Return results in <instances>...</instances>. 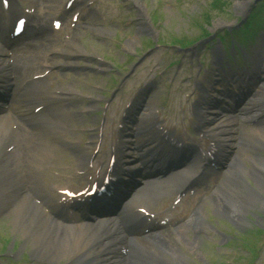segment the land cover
<instances>
[{"label":"rangeland","instance_id":"rangeland-1","mask_svg":"<svg viewBox=\"0 0 264 264\" xmlns=\"http://www.w3.org/2000/svg\"><path fill=\"white\" fill-rule=\"evenodd\" d=\"M61 1L62 0H43L37 2V6H39L42 2L43 7L46 6V9L51 8L48 11L46 10L43 17H55L57 15L58 4ZM88 1L89 0H82L81 2L85 4ZM136 1L144 7L143 9L145 11V18L143 22L146 25V31L141 33L138 32L140 16L138 15L139 9H136L135 6ZM252 1L253 0H110V2H100L96 6H87L84 14H82L80 25L76 27L74 34L70 37H73L75 41L83 44L86 48L94 45L100 50V52L111 56L109 58L111 60L113 59L112 62H114L117 66H122L124 71H128L132 68L133 64L142 53L149 51L148 54L141 60L139 65L132 70V73L128 76V78L122 82H118V85L125 83L126 81H128L127 86L135 83L139 74H145L146 70L155 64H158L156 66L158 69L162 68L161 71H163L166 67L168 70L164 71L162 73V77L159 78L160 82L156 85L157 89L153 88L151 90L153 93L150 94V98L154 99L158 93L160 95L168 93L164 91L169 90L171 86H168V84H166L167 82L170 81V83L172 82L171 84H175L172 86L173 88L185 80L188 73L192 72L195 74L197 68L196 61L192 62V59L188 63H191L192 67L187 66L186 63L188 60L185 56L187 57L188 54L181 56L183 58L180 59L179 54L174 53V49H155L154 45L157 44L158 40L163 43H160L161 45L168 46L169 44L167 43L174 42L176 39L182 42L204 39L200 43V48L202 49L197 51V54L202 56V51L211 46H207V43H209L218 34L225 33L227 29H239L243 26V23L238 25V20L241 16L244 17L247 14V10L250 8ZM238 2L244 4V8L242 10L237 9L236 4ZM262 3H264V0H256V4L259 5ZM210 9L212 10L210 11ZM208 11L212 12L214 16H211ZM88 27H91L93 32L88 31L86 29ZM101 29H103L104 32H107L111 39L116 38L118 40V44L112 46L107 40L97 39L95 37V33ZM243 30L244 28H242L239 36L242 35ZM206 37H210L208 38L209 40H205ZM133 39H136L133 49L128 50L125 45L129 40ZM151 41L153 44H151ZM254 42H257V38ZM260 48L264 49V43L260 44ZM50 49L51 46L46 45L41 48L37 54L40 53L45 55L50 51ZM256 49L257 43L252 45V50L254 51ZM212 50L214 52V49ZM37 54L34 57H31L32 62L29 64L30 68L40 60L41 56ZM19 55L21 56L22 54ZM24 55H26L24 58L29 56V54L26 53ZM15 56H17V54L14 53L13 57L15 58ZM177 59L184 62L182 64L183 71L176 69ZM23 62L17 61L15 63L16 66H18ZM168 63H171V65L169 66ZM75 74L77 75L76 77L62 78L57 80L56 84L64 85L66 83H70V85L75 88L78 85L82 86V84H84L87 80L88 82H93L94 84H102L105 82V84L112 87L113 85L106 80L117 81L116 77H113L112 74L107 76L109 75L108 73H106L107 75H91L82 71L75 72ZM62 75L64 76V72ZM86 90H88V88L84 87V91ZM262 128H264V126H262ZM230 131L232 132V129H230ZM243 132L249 134L250 129L244 128L239 134V139ZM236 158L243 162V171L246 173V171L252 168V164L257 167L262 166L261 162H264V149L261 148L260 150L251 152L244 149L240 150L239 148ZM39 160L40 159L37 161ZM60 160L61 159H58L47 167L41 168V170L45 169L43 172H46V169L49 166H58ZM28 162L26 163V166ZM38 164L39 163H37L36 168L39 166ZM31 168H35V160L34 166L32 165ZM245 180L250 186H252L251 180L247 175L245 176ZM234 191L235 189L231 186L230 192L233 193ZM261 195L264 198V194L261 193ZM234 197V200L237 202L238 197ZM203 206L204 207L202 209L198 208L196 213H199L201 217H204V219L208 221V227L207 230L205 229L206 231H204L203 234L198 236V246L195 250H188L185 246H182V252L187 264H207L209 263V260H215L217 257H220L221 253L224 251L230 252L236 250L235 247L237 245L235 240L239 242V239L234 237L236 233L241 235L240 239L244 236L243 240L247 243H249L248 239L250 238L255 241L256 236L261 237L254 242L257 246L256 248L259 254V258L256 260V263L260 262L264 264V235L258 233L259 229L264 230V209H259L260 206L257 204L256 208L246 211L243 214L241 221L236 224L230 219L225 218V216L215 213L210 200L204 203ZM8 213L5 212L2 214L0 220V254H12L13 259L11 260L12 263L10 262L11 264H29V260L31 261L35 258L31 257L33 256L31 254V247L24 246L23 242H25V238L23 234H17L12 227V218L15 216L16 211L6 216ZM25 221H27V218ZM210 227L212 229H210ZM218 231L225 233V236H232V239L229 237L224 238L225 236L221 237L218 234ZM234 231H236V233H234ZM192 235L193 234L191 232L186 233L188 240L193 239ZM28 239L29 235L26 236L27 241H29ZM144 242L145 241H141V243ZM236 251L238 254L241 252V250ZM26 257L28 261L24 260ZM230 258L231 257L229 256L228 259ZM0 264L3 263L0 262Z\"/></svg>","mask_w":264,"mask_h":264},{"label":"bare ground","instance_id":"bare-ground-1","mask_svg":"<svg viewBox=\"0 0 264 264\" xmlns=\"http://www.w3.org/2000/svg\"><path fill=\"white\" fill-rule=\"evenodd\" d=\"M236 5L238 10L244 8V4L241 2H238ZM136 6L139 9L141 18L138 32H145L146 25L143 22V17H145L144 7L138 2H136ZM135 40L136 39L129 40L126 43L125 46L128 50L133 49ZM28 49L30 50L33 48ZM6 54L8 53H6L5 46L0 42V57L3 58ZM15 54H18V52H15ZM26 58H29V56ZM262 68L264 69V60ZM38 97H40V95L31 97L29 91L24 92L18 97V101L14 104V111H17V114L20 112L22 113L23 109L26 108V104L32 100H36ZM254 109L257 111L253 113ZM263 111L264 94H262V96L260 95V97H256V100H254L251 107L244 112V115H248L249 112L253 113L250 118L246 119L249 121ZM141 116L142 117L136 125V129L133 131L132 136L123 144L124 154L131 155L137 160H141L142 155L155 146L153 136L146 133L150 117L147 114H142ZM12 121L11 117L0 118V140L4 137L7 138L8 135L11 136L8 129V123ZM216 123L217 122H215L214 125ZM41 124L44 125V121H42ZM218 128L220 133H224V136L226 135V140H229L230 136L226 125L221 123V125H218ZM139 133H146L147 135L139 137ZM23 142L25 143V147L21 149V155L24 157H31V159H29V165H27L28 186L30 192H34V188L36 187L34 181L35 172L31 167L34 157L39 153L42 155L43 152L41 148L44 147L40 145L41 142L39 138L37 139L31 136H24ZM239 145H241V147L242 145H246L251 151L261 148L264 149V128H250L249 134L243 132L240 136ZM261 164V167L252 164V168L245 173L243 171V162L236 157L232 159L225 173L223 182L217 188V203L212 202L215 213H220V215H223L238 224L241 221L243 214L250 209L256 208L257 204L260 206L259 209H264V198L261 195V193L264 194V162H261ZM197 166L196 162H192L189 164L190 168L182 170L181 173L170 177L164 182L147 184L146 188L143 191H140L139 198H151L153 201H156L159 197L168 192L175 193L184 185L187 179L194 174ZM246 175L251 180L253 187L245 180ZM229 184L235 189L233 193L230 192L231 186ZM234 196L238 197L237 202L234 200ZM26 197L24 200L17 203L6 216L16 211L15 216L12 218V227L17 234H23L25 238L23 244L24 246L31 247L32 257L43 258L47 256L49 260L55 262L75 258L77 263L81 262L82 264H88L90 259L101 253L105 246L119 238H111L110 235L114 232L116 226L119 225L120 222H123L122 217L108 220L106 222H96L94 224L84 225L77 230L58 224L56 225L52 220L45 218L34 228L33 223L35 222L36 216L32 210L33 206L25 211L26 214L24 217L21 216L23 213L21 210L24 209L23 206L26 204L24 203ZM26 218L27 221H25ZM196 221L197 218L194 215L187 223L177 229L178 242L185 244L188 247L187 249L192 251L198 246V239L197 237H194L192 241H187L185 236L186 232L183 231H196ZM27 235H29V241L26 240ZM148 244L156 246L157 249L158 246H161L162 248L156 250L154 255H151L148 251L142 249L139 245V240H135L134 238V240L131 241V252L129 254L128 264H171V262L167 260V256L171 258L175 264H187L184 254L180 250L178 244L172 248H170V245H164L165 241L162 234L155 233L153 236L149 237ZM85 257L88 258L86 262H84Z\"/></svg>","mask_w":264,"mask_h":264}]
</instances>
